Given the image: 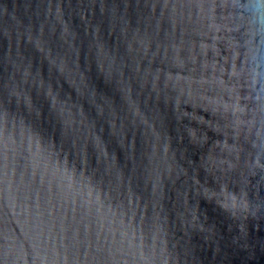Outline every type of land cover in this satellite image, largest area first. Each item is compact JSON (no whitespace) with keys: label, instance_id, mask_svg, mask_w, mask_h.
<instances>
[{"label":"water","instance_id":"water-1","mask_svg":"<svg viewBox=\"0 0 264 264\" xmlns=\"http://www.w3.org/2000/svg\"><path fill=\"white\" fill-rule=\"evenodd\" d=\"M0 264H264V0H0Z\"/></svg>","mask_w":264,"mask_h":264}]
</instances>
